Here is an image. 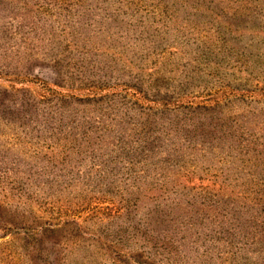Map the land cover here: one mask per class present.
Returning a JSON list of instances; mask_svg holds the SVG:
<instances>
[{
  "label": "trees",
  "instance_id": "16d2710c",
  "mask_svg": "<svg viewBox=\"0 0 264 264\" xmlns=\"http://www.w3.org/2000/svg\"><path fill=\"white\" fill-rule=\"evenodd\" d=\"M176 1L170 10L159 0L155 5L137 0L139 6L134 0H88L79 21L71 25L79 31L61 28L64 36L54 49L33 53L26 68L18 70L6 60L20 51L14 48L15 35H5L9 8L0 0V12L6 15L0 14V76L91 93L37 97L27 89L0 86V127L9 145L0 151V182L25 200L42 196L52 207L70 195L88 193L98 194L101 202L117 203L112 215L96 221L91 232L71 211L57 221L39 222L18 213V207H6L3 211H10L11 217L0 215V232L21 236L34 264H61V242H71L75 249L91 246L115 264H183L191 259L182 261L184 253L193 254L191 264L201 263L212 259L201 257L214 243L233 264L247 254H264L246 248L256 234L264 239V193L240 198L203 192L189 181L191 169L170 155L176 152L174 140L185 139V149L195 151L194 140L215 143L221 137L214 134L223 126L219 116L233 102L185 101L207 96L204 78L220 88L248 92L247 80L237 84L232 70L216 62L217 54L183 35L195 28L230 33V24L245 29L249 22L254 30L264 29V0ZM179 15L184 18L177 23ZM158 32L162 35L155 40ZM172 33L181 36L183 48L189 47L192 55L183 59L177 48L161 44ZM232 50L226 48L220 57L232 60L241 54ZM46 56L55 68L59 60L62 69L38 62ZM171 65L176 67L173 73ZM154 66L162 68V74L155 75ZM236 101L244 103L243 98ZM67 106L77 108L72 112ZM226 120L227 125L233 122ZM66 228L73 231L68 237ZM185 243L190 252L183 250ZM197 246L204 249L193 252Z\"/></svg>",
  "mask_w": 264,
  "mask_h": 264
},
{
  "label": "rangeland",
  "instance_id": "374dc122",
  "mask_svg": "<svg viewBox=\"0 0 264 264\" xmlns=\"http://www.w3.org/2000/svg\"><path fill=\"white\" fill-rule=\"evenodd\" d=\"M8 4L5 5L9 8L7 10V19L5 22L10 24L7 27L5 35L14 34L15 42H17L14 48L19 49L18 56L8 57V64L16 66L18 70H22L26 63L34 57L33 53H44L50 51L56 47L55 43L63 39L64 34L60 33L61 28L65 31L72 32L76 30L75 26H71L79 21L77 18L82 8L88 4V0H3ZM150 5H155L158 0H147ZM161 4H166L167 7L172 10L173 5L178 3L176 0H159ZM249 2L254 3L249 0ZM2 4V3H1ZM243 5V4H242ZM250 7V3L247 4ZM134 6H139L137 0H134ZM161 6H159L160 8ZM21 8H27V11L22 14ZM168 9V13L170 10ZM181 11H179V14ZM2 17H5L0 12ZM171 14V13H170ZM177 23L184 17L176 16ZM144 18V17H143ZM171 18V17H170ZM145 19V18H144ZM173 19V18H171ZM166 21V20H165ZM252 22L245 24V29L237 28V26L229 27L230 33L227 30L221 29L218 32L214 30H199L198 28L192 29V32L185 33L183 38L187 37L190 42L194 41L199 43L201 47L208 51L217 54V63L229 70H232L234 81L238 84H244L248 92L233 91L229 89L220 88V86L214 82L203 79L202 85L206 86V95L204 97H198L194 100L186 99L185 101H191L193 104H211L214 102H221L226 104L233 102L231 108L227 109L223 115L219 116V123L223 126L220 127L216 135L227 138H217V142L203 141L198 139L194 140L196 143H192V147L196 150L185 149V145L188 143L185 139L174 140L176 152L171 151L170 155L180 161L184 167L190 168L193 172L189 174V181H191L197 188L203 189V192H212L215 194H223L227 196L231 193L234 197L248 196L253 197L255 194L264 193V29H253ZM6 25V24H4ZM42 26H49V28H42ZM229 25V24H228ZM75 27V28H74ZM78 28V27H77ZM236 30L237 32H234ZM79 31V28L76 30ZM149 30V32H151ZM57 37L58 35H60ZM162 32L155 34V40H158ZM3 35L0 33V38ZM8 37V36H7ZM181 36L178 33H172L169 35V39L164 42L170 47L178 49L183 59L188 58L190 51L188 48H183ZM239 42V43H238ZM10 47L13 46L11 40L9 42ZM13 48V47H12ZM228 48L237 49L241 52L238 56L231 57L232 60H227L225 57L221 58L220 53ZM75 48H71V52H74ZM232 50V51H233ZM45 51V52H44ZM242 53L244 54L242 56ZM110 54V52H109ZM246 55V56H245ZM39 57L38 62H44L50 69H54V62L51 61L49 56ZM164 57H167L165 55ZM30 58V59H28ZM44 58V60H43ZM59 64L55 69H62L60 66L62 63L58 60ZM48 63V64H47ZM176 67L173 65L168 66L170 73L175 72ZM155 75L162 74V68L154 66ZM167 70V69H166ZM149 73V72H148ZM54 76V74H53ZM56 78L58 77L55 75ZM54 76V77H55ZM232 80L226 81L231 83ZM212 83V84H210ZM237 84H232L237 86ZM0 86L9 87L13 86L16 89H27L37 97H46L48 95H74L78 97L90 96L89 92H69L64 91L58 87L42 84L39 81L30 80H14L7 76H0ZM209 87H213L210 89ZM217 87V88H215ZM243 98L244 103L236 101ZM227 99V100H226ZM77 107L67 106V111L75 112ZM230 113V114H229ZM80 117H75L79 119ZM226 119H230L231 125H227ZM1 121V120H0ZM3 129V127H0ZM2 131V130H0ZM4 129L0 133V151L5 148L9 149V145L6 143ZM228 135L232 136V141L228 138ZM220 141V142H219ZM189 146H191L189 144ZM231 148H230V147ZM180 150H178V148ZM172 148V149H173ZM229 164L231 167L229 168ZM195 166V169L192 167ZM188 171V170H187ZM183 174V173H182ZM181 174V175H182ZM7 182H0V206L1 218L9 220L11 215L10 211L5 210L6 207H13V210L19 209L18 213L22 212L27 218L32 219L35 217L39 222H43L46 219L52 218L57 221L59 216H64L67 213L75 215L80 221V224L86 229H93L97 225L96 221H105L114 212V208L117 207V203L101 202L98 194L88 193L94 198L87 196H77L72 198V195L60 201V205L52 207L48 204V200L42 196H36L25 200L24 197L14 193ZM11 211L12 215L14 214ZM59 215L52 214L51 211H59ZM205 211V209H204ZM70 214V215H71ZM58 216V217H57ZM64 236H70L73 232L71 229H63ZM11 236L0 232V264H34V259L26 254L24 250V239L21 236ZM62 235V233H61ZM60 235V236H61ZM51 239V237H50ZM83 242V241H82ZM67 242L66 244L60 243L62 246V252L59 253L61 258V264H115L109 257L103 255V251L99 253L96 249H92L87 242H83V246H89L86 250L84 247L81 249H75ZM251 243V244H249ZM211 247H215L214 249ZM210 252L201 258L209 257L212 255V259H203L201 263L195 264H233V259L224 254V249L218 243H214ZM192 248V247H191ZM249 251L256 253L257 251H264V239L262 236L250 238L248 246ZM204 249L202 246L192 248L194 251ZM184 251L190 252L188 244L185 243ZM264 253V252H263ZM166 255L167 253H160ZM159 255V254H158ZM195 257L198 255L194 254ZM264 254H247L245 257L235 259L238 264H264V260L260 258ZM193 254L184 253L182 261L187 262L183 264H191ZM199 257V256H198ZM171 259V258H169ZM243 259H246L245 261ZM119 264V263H116Z\"/></svg>",
  "mask_w": 264,
  "mask_h": 264
}]
</instances>
